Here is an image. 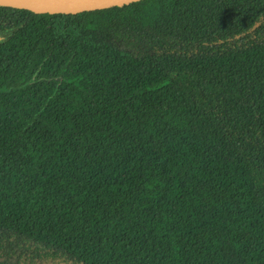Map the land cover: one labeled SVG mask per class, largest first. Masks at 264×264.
I'll use <instances>...</instances> for the list:
<instances>
[{
    "label": "trees",
    "instance_id": "trees-1",
    "mask_svg": "<svg viewBox=\"0 0 264 264\" xmlns=\"http://www.w3.org/2000/svg\"><path fill=\"white\" fill-rule=\"evenodd\" d=\"M0 264H264V0L0 4Z\"/></svg>",
    "mask_w": 264,
    "mask_h": 264
},
{
    "label": "water",
    "instance_id": "water-1",
    "mask_svg": "<svg viewBox=\"0 0 264 264\" xmlns=\"http://www.w3.org/2000/svg\"><path fill=\"white\" fill-rule=\"evenodd\" d=\"M141 0H0L1 5L28 8L36 12L78 13L128 5Z\"/></svg>",
    "mask_w": 264,
    "mask_h": 264
}]
</instances>
